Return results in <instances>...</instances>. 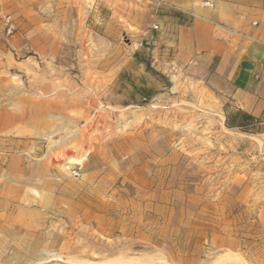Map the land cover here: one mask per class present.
Segmentation results:
<instances>
[{
  "label": "rangeland",
  "instance_id": "1",
  "mask_svg": "<svg viewBox=\"0 0 264 264\" xmlns=\"http://www.w3.org/2000/svg\"><path fill=\"white\" fill-rule=\"evenodd\" d=\"M157 1L0 0V264H264V84Z\"/></svg>",
  "mask_w": 264,
  "mask_h": 264
},
{
  "label": "crops",
  "instance_id": "2",
  "mask_svg": "<svg viewBox=\"0 0 264 264\" xmlns=\"http://www.w3.org/2000/svg\"><path fill=\"white\" fill-rule=\"evenodd\" d=\"M211 1L214 9L202 3L191 8L195 0L184 1L195 17L193 56L204 69L216 66L236 85L238 94L253 97L264 84V0L247 6L234 5V0Z\"/></svg>",
  "mask_w": 264,
  "mask_h": 264
},
{
  "label": "built area",
  "instance_id": "3",
  "mask_svg": "<svg viewBox=\"0 0 264 264\" xmlns=\"http://www.w3.org/2000/svg\"><path fill=\"white\" fill-rule=\"evenodd\" d=\"M154 2H156L158 4V6H164V7H169V8H174V6L172 5H168L166 2H162V1H157V0H154ZM202 6L204 8H208V9H214L215 8V4L211 1V0H204L202 2ZM5 31H6V35L7 36H10L13 34V25L11 24V18L10 17H7L5 18ZM154 29H157L156 26H154Z\"/></svg>",
  "mask_w": 264,
  "mask_h": 264
},
{
  "label": "trees",
  "instance_id": "4",
  "mask_svg": "<svg viewBox=\"0 0 264 264\" xmlns=\"http://www.w3.org/2000/svg\"><path fill=\"white\" fill-rule=\"evenodd\" d=\"M238 115L242 118V121L235 128L246 129L249 126L248 122L252 119V116L244 112H239Z\"/></svg>",
  "mask_w": 264,
  "mask_h": 264
},
{
  "label": "bare ground",
  "instance_id": "5",
  "mask_svg": "<svg viewBox=\"0 0 264 264\" xmlns=\"http://www.w3.org/2000/svg\"><path fill=\"white\" fill-rule=\"evenodd\" d=\"M51 161H52V160H51ZM54 162H55V161H54ZM52 164H53V163H52ZM56 164H58V163H56ZM60 164H61V163H60ZM227 254H228V253H227ZM227 254H226V255H227ZM230 258H231V257H230ZM222 259H223V258H222ZM145 262H146V261H145ZM140 264H141V263H140Z\"/></svg>",
  "mask_w": 264,
  "mask_h": 264
}]
</instances>
